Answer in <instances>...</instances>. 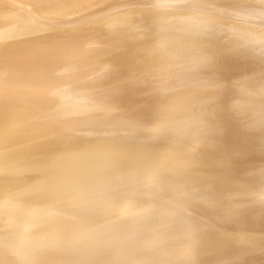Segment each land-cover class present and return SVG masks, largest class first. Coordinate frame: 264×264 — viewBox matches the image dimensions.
Returning a JSON list of instances; mask_svg holds the SVG:
<instances>
[{"label": "bare ground", "instance_id": "obj_1", "mask_svg": "<svg viewBox=\"0 0 264 264\" xmlns=\"http://www.w3.org/2000/svg\"><path fill=\"white\" fill-rule=\"evenodd\" d=\"M0 264H264V0H0Z\"/></svg>", "mask_w": 264, "mask_h": 264}]
</instances>
